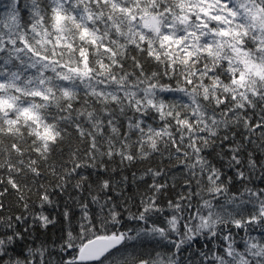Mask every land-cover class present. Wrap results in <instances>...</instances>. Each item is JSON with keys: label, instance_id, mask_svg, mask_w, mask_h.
Here are the masks:
<instances>
[{"label": "snow or ice", "instance_id": "obj_1", "mask_svg": "<svg viewBox=\"0 0 264 264\" xmlns=\"http://www.w3.org/2000/svg\"><path fill=\"white\" fill-rule=\"evenodd\" d=\"M156 158L132 197L100 176ZM69 186L78 218L37 245L55 221L33 189L43 209ZM196 245L187 264H264V0H0V264H185Z\"/></svg>", "mask_w": 264, "mask_h": 264}, {"label": "trees", "instance_id": "obj_2", "mask_svg": "<svg viewBox=\"0 0 264 264\" xmlns=\"http://www.w3.org/2000/svg\"><path fill=\"white\" fill-rule=\"evenodd\" d=\"M259 155V153H257ZM212 159V156L209 157ZM161 165V161L159 158H156L154 160L150 161H137L133 165L129 166H123L120 165L118 167L117 163H109L108 165V172H103L100 174L101 178H106L107 176L111 175L115 177L114 183H118L123 176L128 177L127 184L124 186H120L119 190L123 192V194L126 197H132L134 193L136 192H143L146 189L147 183L151 181V177H147L145 181L139 180V176L141 173L146 170L148 167H157ZM167 175L168 183L171 185L175 183V188H170V194L172 196H175L177 193H179L182 190L183 185V176L180 172V165L177 164L175 160H173L171 163H169L166 159L163 161L162 165ZM112 169H116V171H112ZM86 172L92 173L91 179L95 180L96 175L93 172L92 169L85 170ZM133 173L136 174L137 180L135 183H133ZM160 179H165V177H161ZM48 180L52 183H55L54 179L52 177H48ZM76 191L69 186L68 189L64 193H60L59 190L53 192L52 194V200L53 204L51 206L45 205L43 209L39 207V200L37 199L35 195V189H33V194L31 195L30 200V210L34 212H43L45 215L49 216L50 219H53L55 223L49 224L46 229H42L37 224L35 228L33 229V233L35 236V243L38 245L40 241H47L50 244L52 242L59 243L60 238L64 235V228L66 227V222L64 220L63 212L67 209L72 214L77 216L79 209L74 207V201L77 198ZM113 196H117V193H112ZM118 198V197H117ZM166 199V198H165ZM4 204L6 211L3 213L5 215H18L21 212H23V209L19 207L16 203L14 196H9L4 198ZM131 206V205H130ZM33 240L32 237L28 238V242L31 243ZM21 247H23V242H21L20 246L16 247L15 251L19 252L21 250ZM199 245H196V247L192 248L189 251H185L183 253L182 259L185 261V264H187V261L189 259H192L193 257H196L198 254L196 252V248H198ZM191 253V254H190Z\"/></svg>", "mask_w": 264, "mask_h": 264}]
</instances>
